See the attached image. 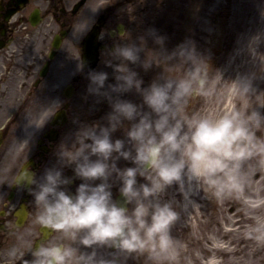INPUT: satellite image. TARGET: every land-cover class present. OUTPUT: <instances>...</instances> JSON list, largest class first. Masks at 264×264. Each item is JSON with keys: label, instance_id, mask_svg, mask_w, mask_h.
Here are the masks:
<instances>
[{"label": "clouds", "instance_id": "clouds-1", "mask_svg": "<svg viewBox=\"0 0 264 264\" xmlns=\"http://www.w3.org/2000/svg\"><path fill=\"white\" fill-rule=\"evenodd\" d=\"M126 31L121 25L119 35ZM112 35H117L115 30ZM148 35L158 47L149 46ZM148 35L121 39L111 47L104 44L98 61L104 68L86 58L77 60L73 75L87 76V92L105 97L110 111L106 123L88 122L74 113V127L55 148L54 159L42 169L25 165L18 174L17 185L37 205L36 220L59 231V236L40 240L26 264H70L73 257L76 264H126L119 253L174 260L172 227L182 215L177 203L187 209L202 184L213 187L218 198L240 187L244 161L260 146L253 124H264V113L256 109L247 117L238 111L215 118L189 115L188 98L206 90L208 68L199 63L196 46L188 43L192 38L168 50L155 26ZM97 39H105L103 30ZM174 61L190 66L187 76L166 74ZM154 67L161 70L145 85L141 69L147 73ZM133 89L141 93V103L125 95ZM51 116L43 123L28 118L24 139L31 140ZM118 130L122 136L113 135ZM122 159L131 163L121 165ZM69 167L70 175L65 172ZM77 179L71 191L68 186ZM172 186L175 192L169 193ZM249 235L264 238V225L257 223ZM97 245L113 249V258L100 255ZM10 254L23 255L15 248Z\"/></svg>", "mask_w": 264, "mask_h": 264}, {"label": "rangeland", "instance_id": "rangeland-1", "mask_svg": "<svg viewBox=\"0 0 264 264\" xmlns=\"http://www.w3.org/2000/svg\"><path fill=\"white\" fill-rule=\"evenodd\" d=\"M103 1L96 0L95 5L98 7ZM92 6L93 2L86 7L87 16L82 24L86 30L96 20L90 10ZM134 9L138 14L126 18L128 31L116 42L139 34L148 35V29L152 26L157 28V34L164 37V49L170 50L186 38L193 39L188 43L196 46L202 59L199 63L208 68V81L204 92L189 96L186 106L189 115L215 118L227 112L225 106L233 96L229 112L238 111L242 117H247L256 109L264 113V0H130L119 6L116 13L125 14ZM121 19L124 20L123 16ZM148 42L150 47H158L151 35H148ZM149 52L152 53V50L149 49ZM156 58L159 62L161 56L156 54ZM73 59L71 57L69 73L63 83L71 80L76 69V65L72 66ZM97 67L106 66L101 62ZM108 70L111 71L110 68ZM160 70L154 67L145 73L141 69L145 85ZM167 71L176 78H184L190 66L174 61L167 66L166 74ZM88 84L89 79L84 76L72 101L71 116L80 113L88 122L106 123L110 105L105 97L88 93ZM125 95L137 103L142 102L141 93L135 89ZM89 105H92L91 111L88 110ZM73 127L70 118L63 130V139ZM253 129L260 146L254 147L252 154L244 161L237 190L218 198L213 187L207 189L202 184L198 191V197L202 198L198 209L185 213L180 203H177L182 215L172 227L176 237L171 250L175 255L174 260L163 256H129L125 253H119V258H126V264H208L210 257L215 256L219 264H264V238L257 239L255 235H249L254 225L264 224V205L248 206L240 201L244 186L254 184L256 172L260 168L264 169V166L260 167V164H264V151L259 154L261 148L264 150V143L261 142L264 139V124L259 128L253 124ZM113 135L122 136L123 131L118 130ZM37 137L35 135L33 139ZM120 163L124 165L131 162L122 159ZM261 177L264 187V173ZM175 187H170L169 193H174ZM113 191L115 196L119 193L115 188ZM257 197L264 199V189ZM236 220L240 222L236 223ZM231 227H239L240 231L223 237L224 230ZM212 239L222 241L228 248L212 249L209 243ZM96 247L100 255L113 258V249L99 245ZM80 248L83 250L88 246L80 245ZM71 264H76L75 257Z\"/></svg>", "mask_w": 264, "mask_h": 264}, {"label": "flooded vegetation", "instance_id": "flooded-vegetation-1", "mask_svg": "<svg viewBox=\"0 0 264 264\" xmlns=\"http://www.w3.org/2000/svg\"><path fill=\"white\" fill-rule=\"evenodd\" d=\"M126 1L130 0H104L97 7L96 0H0V264H26L40 240L59 236L58 230L36 220L37 205L31 194L17 185V176L25 165L42 169L54 159V150L63 139L71 105L65 126H53L51 119L53 110L69 101L63 80L71 57L75 59L72 66L80 60L82 44L78 40L85 31L82 24L87 5L93 2L91 13L103 18L105 39L100 42L111 47L120 38L118 24L124 21L127 29L126 18L138 14L134 9L117 15V8ZM113 30L117 35H112ZM81 81L76 83V91ZM49 116L44 126L35 130V140L33 136L24 139L28 118L43 123ZM51 128L59 133L54 142L43 137ZM65 172L70 175L72 169ZM79 182L77 179L69 189L75 191ZM13 248L23 255H11Z\"/></svg>", "mask_w": 264, "mask_h": 264}, {"label": "bare ground", "instance_id": "bare-ground-1", "mask_svg": "<svg viewBox=\"0 0 264 264\" xmlns=\"http://www.w3.org/2000/svg\"><path fill=\"white\" fill-rule=\"evenodd\" d=\"M236 89V88H235ZM233 89V90H235ZM232 103L233 101L231 100V98H229V100L227 101V104L225 106V111L229 112V110L232 107ZM263 149L261 148L259 154L263 153ZM264 166V164H260V167ZM264 169L260 168L256 174L255 177H257V180H255L254 184H248L246 186H244V190L243 193L244 195L240 196V201H242V203H245L248 206H263L264 205V199L258 198V194H260L264 187L262 186V180L263 177L262 173ZM206 188L208 189L209 185L205 184ZM198 191L194 192L193 194V203H191L187 209L183 208V211L185 213H188L189 211H195L196 209H198L200 207V201L202 200V198L198 197ZM236 203V202H235ZM234 203V204H235ZM240 220H236V223H239ZM233 225V224H232ZM264 225V224H263ZM239 227H231L229 229L224 230V234L223 237L227 236V234L235 232V231H240L238 229ZM243 233H245L246 231H242ZM209 243L211 245L212 249H227L228 245L224 244L222 241L218 240V239H212L209 240ZM220 262L215 258V256L210 257V259L208 260V264H219Z\"/></svg>", "mask_w": 264, "mask_h": 264}, {"label": "water", "instance_id": "water-1", "mask_svg": "<svg viewBox=\"0 0 264 264\" xmlns=\"http://www.w3.org/2000/svg\"><path fill=\"white\" fill-rule=\"evenodd\" d=\"M97 32L98 26H94L84 39L83 58H86L93 66H96L99 57ZM70 87L71 86L67 87V90H71ZM69 95H71V93H69ZM55 119H57L60 123L64 122V116L60 113H56ZM119 196L120 194L117 196V198H119Z\"/></svg>", "mask_w": 264, "mask_h": 264}]
</instances>
